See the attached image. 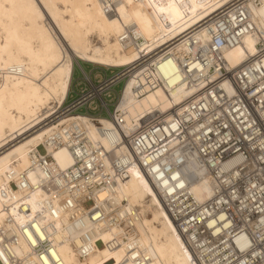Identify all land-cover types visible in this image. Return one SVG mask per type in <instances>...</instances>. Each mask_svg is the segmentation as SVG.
Wrapping results in <instances>:
<instances>
[{"label": "bare ground", "instance_id": "obj_1", "mask_svg": "<svg viewBox=\"0 0 264 264\" xmlns=\"http://www.w3.org/2000/svg\"><path fill=\"white\" fill-rule=\"evenodd\" d=\"M230 1L200 0L191 7L185 0H0V264H206L198 262L200 253L186 242L148 176L133 163L117 174L111 156L129 153L125 138L141 120L168 112L194 93L192 87L163 73V86L138 98L131 77L116 104L119 127L107 117L80 113L54 119L66 104L75 64L87 77L82 63L131 66L138 56L135 39L153 50ZM247 8L264 33V0ZM195 36L206 44L205 33ZM257 43L247 36L227 50L230 67L254 55ZM189 46L183 43L176 53L193 51ZM41 146L51 158L45 167ZM97 149L96 165L111 180L90 192L85 180L73 181L74 167L85 161L84 167ZM185 174L177 184L153 178L159 188L172 192L177 186L197 203L207 202L212 178L194 161ZM214 224L206 223L209 229Z\"/></svg>", "mask_w": 264, "mask_h": 264}, {"label": "built area", "instance_id": "obj_2", "mask_svg": "<svg viewBox=\"0 0 264 264\" xmlns=\"http://www.w3.org/2000/svg\"><path fill=\"white\" fill-rule=\"evenodd\" d=\"M250 3L260 6V0H231L194 28L153 50L144 47L142 39H135L138 56L131 66L95 67L88 77L80 69L82 77L69 91L76 97L54 119L80 113L95 119L107 117L119 127L123 120L116 104L131 77L138 98L163 86V73L168 79L180 77L192 87L194 93L168 112L154 111L141 120L142 125L125 138L129 153L111 156L117 174L133 163L148 176L166 210L183 229L186 242L200 253L199 263L264 264V33L254 24L247 8ZM199 32L207 35L205 45L194 39ZM247 36L257 37V51L231 68L225 52L240 46ZM127 40L126 34L121 37L122 42ZM183 43L190 44L193 51L177 54ZM78 148L84 145L72 147ZM40 149L47 157L40 159L45 167L51 158L43 146ZM100 154L99 149L94 150L87 154L84 167L85 161L74 167L78 172L73 181L85 180L90 192L103 189L106 179L111 180L104 167L96 165ZM233 159L238 162L224 168ZM190 161L212 178L213 192L207 202L197 203L177 186L172 192L159 188L154 181L153 177L159 181L170 178L177 184L186 176ZM208 220L215 222L211 229ZM225 223L231 226L226 228Z\"/></svg>", "mask_w": 264, "mask_h": 264}, {"label": "rangeland", "instance_id": "obj_3", "mask_svg": "<svg viewBox=\"0 0 264 264\" xmlns=\"http://www.w3.org/2000/svg\"><path fill=\"white\" fill-rule=\"evenodd\" d=\"M185 2H186L188 5H190L191 7H195V6H199V2H200V0H185ZM94 43H95V44L97 43V39H95V38H94ZM82 66H83L84 70H85L88 74L91 72V70H92L93 68L97 67V66L92 65V64H88V65H87V63H85V64L82 63ZM73 73H74V74H73L72 85H74V84H75L78 80H80L81 77H82V73H81L80 68L78 67L77 64L74 65ZM109 75H110V73H109ZM121 88H122V84H121L120 86L116 87L115 90H116L117 92H120ZM70 89H71V88H70ZM75 97H76V95L73 94L72 91H71V93H70L69 96H68V100H67L66 103H69V102L72 101V99L75 98ZM105 115L107 116L106 113H105ZM39 151H40V153H43V152H44L43 149H39Z\"/></svg>", "mask_w": 264, "mask_h": 264}]
</instances>
